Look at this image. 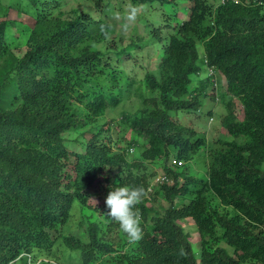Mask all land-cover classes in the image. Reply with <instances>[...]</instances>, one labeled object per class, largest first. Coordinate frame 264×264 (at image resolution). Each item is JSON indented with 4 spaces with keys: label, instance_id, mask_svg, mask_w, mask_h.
Listing matches in <instances>:
<instances>
[{
    "label": "trees",
    "instance_id": "obj_1",
    "mask_svg": "<svg viewBox=\"0 0 264 264\" xmlns=\"http://www.w3.org/2000/svg\"><path fill=\"white\" fill-rule=\"evenodd\" d=\"M25 1L34 23L20 58L5 42L15 25L0 22V61L4 56L11 59L0 70V264L20 260L22 254L32 264L35 250L47 252L57 241L81 264H100L97 260L102 264H264V0H230L223 5L218 0H126L141 8L158 7L159 11L148 12L150 19L164 17L151 27L152 37L161 41V54L157 68L147 72L144 81L156 97L134 89L150 109L122 117L123 125L144 142L141 159L165 157L170 148L173 159L191 161L205 146V138L178 126V115L199 118L205 103L207 107L221 101L228 107L234 97L245 107L241 121L224 117L227 133L243 138V143H226L212 151L207 177H185L190 166L176 172L173 159L165 161L166 180L153 194H164L169 205L161 211L147 207L149 194L137 205L144 230L138 244L112 231L105 203L110 188L119 183L114 172L140 166L129 165L123 157L138 145L129 143L121 154H111L110 145H96L100 133L84 140L75 123L118 107L122 86L133 82L113 65L109 53L93 47L105 41L100 25L108 23L84 13L67 20L53 18L47 1ZM180 1L189 5V14L177 21ZM130 44L114 54L115 61L130 56V49L137 47L134 41ZM206 67L225 79L224 93L213 88L208 75L192 81ZM205 112L208 120L213 117V110ZM72 140L78 141L76 145ZM77 145L82 151H75ZM144 188L151 192L147 183ZM173 193L189 197L188 203ZM93 198L96 205L89 200ZM213 200L234 214L217 212ZM75 205L100 218L84 221L86 242L61 232ZM184 219L200 232L198 255L177 223ZM221 240L228 249L217 246Z\"/></svg>",
    "mask_w": 264,
    "mask_h": 264
},
{
    "label": "rangeland",
    "instance_id": "obj_2",
    "mask_svg": "<svg viewBox=\"0 0 264 264\" xmlns=\"http://www.w3.org/2000/svg\"><path fill=\"white\" fill-rule=\"evenodd\" d=\"M45 1H47V11L52 13L53 18L60 17L67 20L71 19L76 14L84 13L93 20L102 18L108 24L112 25L113 32L110 36L111 38L103 43L96 44L95 47L103 53H109V57L111 58L113 65L122 70L129 77V81H133L132 85L122 86L123 93L121 103L118 107L115 109H105L100 115L92 118L93 120L91 121L78 118L75 123L77 128H79V135H83L84 140H90L95 134L100 133L97 138L98 141L96 142V145H110L109 150L111 154H121L123 152L122 150L128 146L129 143L138 145L136 146V149L134 147L133 151L132 149L129 150L131 152L129 155L126 154L127 156L123 155V157L127 163L129 162V165L132 162V164L140 163V166H138V168L135 166L131 167L129 170L121 168L118 171H115V176H117V179L119 180L118 186L131 185L144 187L145 183H147V187L150 188L151 192L147 193L149 194L147 195L149 200L146 206L161 211L169 205V202L162 193L158 196H154L153 191H159V186H157L158 183L154 180L156 177L163 175L162 167L165 165V161L169 158H175V153L169 148L165 150L168 151L165 157H157L154 160L144 157L141 159V154L143 150L146 149L143 144L144 142L137 137L134 131L128 130L127 127L123 125L122 117L125 115H133L140 110L150 109L146 107L145 104H142L141 100H139V98L133 93L134 89L139 87L140 92H142L145 97H156V94L149 93L144 86V81L147 72L154 71L155 68H157L161 54V41L152 37L151 27L152 24L157 25L164 19V17L161 15L160 17L158 16L157 18L153 17V19H150L148 12L153 13L154 11H159V8L156 7L146 9L137 6L140 9L137 19L127 34H124L120 25L123 22L122 17L126 12V8L130 4L126 0H102L99 1L97 5L95 4L96 0ZM25 3V0L24 2L20 0H0V22L10 21V23L15 25L11 28V30H8L9 32L5 36V42L10 46L9 50L16 59L20 58L26 52L30 31L29 29L34 23L32 15L26 12L27 9ZM178 3H180L181 8L177 9L175 12L177 13V21H180L188 18L189 5L182 1ZM55 6H57V8H54ZM117 14H119L121 18H117ZM131 41H134L135 45L139 48L136 47V49H130V56L126 58V60L124 58L123 60L115 61L114 54L120 50H124L127 46L132 45L130 44ZM197 50L200 57H202L203 54L200 45H198ZM9 61H11L9 56H4L2 62L0 61V70H2L6 65L5 63ZM206 75V70H203L199 76H193L192 81L194 82L195 80L203 79ZM217 78L219 81L218 92L220 94L224 93L223 87L226 85L225 79L219 76H217ZM230 105L231 108L228 109ZM229 106L227 107L226 104L223 105L221 101L217 102V104L209 102L207 107L205 103V108L199 118L195 117L193 114L178 115L175 123H178V126L183 127V129H192L196 133L197 137H204L205 146L193 156V160H182L183 164L182 166L177 167L176 172H180L183 169L185 170L187 166H190V169L185 170L187 171L185 177L196 176L199 179H204L207 177L209 158L212 151L220 146L223 147L226 143L235 142L237 145H241L243 143V138H233L227 133L224 125L227 121H224V117L234 116L237 121H241L243 119L245 107L241 104L240 100L235 97L229 99ZM208 109L213 110L211 115L213 116V121L211 123H209L208 120L210 116H208L205 112ZM229 113L231 115H227ZM143 114L144 113H142V115ZM70 136L75 139L79 138L80 140V137H77L76 133H72ZM64 137L66 138L65 135ZM120 139H122V141L116 145V142L120 141ZM137 140L138 142H135ZM77 142L78 141L76 140H72L71 144L76 145ZM70 149L74 151L73 147H70ZM75 151L80 152L82 151V148L77 145V149H75ZM261 167L264 168V164H261ZM152 174L154 175L151 176ZM109 176L112 177L113 172L110 173ZM181 182L182 177L179 178V183ZM168 184L173 185L171 181H169ZM173 196H175L176 199L181 200L183 203H188L189 201V197L187 196H180L176 193H173ZM212 204V208L221 214H227L229 216L234 214V211L230 207L220 205L217 200H213ZM90 214L91 212L89 210L75 205L70 213L68 223L62 228L61 232L65 235H73L81 241L86 242L87 225L84 221L89 219L94 222H98V219L100 220L97 216H94V218L90 217ZM177 223L182 227L184 233H187V240L192 246V250L195 255H198L201 249L199 241L200 232L194 226V223L189 219L178 220ZM112 225L114 226L112 231L121 233L126 237V235L119 229V225L117 223L113 221ZM107 228L108 226L105 227L103 235L108 232ZM215 231L217 236L221 237V232L218 230L217 226ZM54 235L56 236L57 233ZM108 235L111 234L108 233ZM158 235L162 234L158 232ZM109 239L115 240V238ZM217 246L228 249L224 240L219 241ZM33 257L35 260L33 259L32 264H81L78 262L77 255L70 254L67 249L60 245L59 241H57L52 249L47 252L43 250H35L33 252ZM19 258L20 260L17 259L10 264H31L29 263V258H27L26 255L22 254ZM96 263L102 264L99 260H97ZM105 264H108V261Z\"/></svg>",
    "mask_w": 264,
    "mask_h": 264
},
{
    "label": "clouds",
    "instance_id": "obj_3",
    "mask_svg": "<svg viewBox=\"0 0 264 264\" xmlns=\"http://www.w3.org/2000/svg\"><path fill=\"white\" fill-rule=\"evenodd\" d=\"M230 0H226L223 3L218 0L220 5L227 3ZM140 9L137 6H133L129 4L126 8V12L122 17V23L120 25L121 30L124 34L130 30L131 26L135 23L137 19V15ZM117 18H121L119 14H117ZM112 28L111 24H101L100 25V33L103 35L105 41L109 40L110 30ZM95 47V44H93ZM207 61H203V65H206ZM206 72L213 81V88L219 90V81L217 76V72L213 68L206 67ZM206 75V76H207ZM221 77V76H219ZM222 78V77H221ZM213 121V117L209 119V123ZM132 151L134 148H131ZM129 153H131L129 151ZM178 162H182V160H172V164L177 167L182 166L178 165ZM163 176V175H162ZM159 184V183H158ZM150 189V188H149ZM147 193L143 186H131V185H123V186H113L108 191V195L106 198V206L109 209L107 212V216L109 219L114 221L119 225V229L126 235L129 243L139 242L144 235V230L142 227V216L137 205L141 204L143 199L146 197ZM94 202L96 205L95 199H89ZM104 217V216H102ZM105 218V217H104Z\"/></svg>",
    "mask_w": 264,
    "mask_h": 264
},
{
    "label": "built area",
    "instance_id": "obj_4",
    "mask_svg": "<svg viewBox=\"0 0 264 264\" xmlns=\"http://www.w3.org/2000/svg\"><path fill=\"white\" fill-rule=\"evenodd\" d=\"M224 1H226V0H220L221 3H223ZM177 164L181 165L182 163L178 162ZM165 180H166V178L164 176L160 175V176L156 177L154 181L157 183H161L162 181H165Z\"/></svg>",
    "mask_w": 264,
    "mask_h": 264
}]
</instances>
